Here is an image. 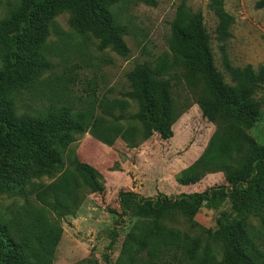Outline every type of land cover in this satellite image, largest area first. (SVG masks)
I'll return each mask as SVG.
<instances>
[{"label":"rangeland","instance_id":"374dc122","mask_svg":"<svg viewBox=\"0 0 264 264\" xmlns=\"http://www.w3.org/2000/svg\"><path fill=\"white\" fill-rule=\"evenodd\" d=\"M223 1L225 10L234 17L232 36L226 41L218 39V18L209 0H158L157 6L137 0L116 4L112 10L117 22L127 29V57L110 49L100 51L95 37L71 27L69 13L55 18L44 52L53 68L18 94V113L37 115L70 106L75 112L92 114L93 123L63 154V169L32 179L23 192L0 193V224L12 226L18 235H38L48 226L62 229L55 256L47 264H124L128 261V256L123 257L124 242L132 232L151 237L148 248L136 254L135 264H199L182 253L187 241L198 239L197 259L202 261L206 256L210 263L218 262L224 249L213 238L214 232L221 225L241 221L255 233L264 252V206L246 196H236L235 201L228 197L200 198L160 211L151 203L159 195L175 197L228 186L223 172L206 173L196 183L181 182L204 154L218 127L203 114L184 79H171L174 62L170 50L171 25L184 5L189 14L203 12L215 65L227 84H234L227 62L240 68L252 65L255 70L264 66L262 0ZM12 3L15 5L16 0H0V19L9 14ZM145 62L150 65L146 98L149 116L141 120L133 117L143 105L126 97L130 90L127 75ZM164 89L171 98L169 114L162 110ZM254 98L261 104V115L250 133L264 145V84ZM120 115L125 119L117 120ZM76 159L102 174L105 190L92 193L77 187L68 195L76 203L73 212L63 206L58 212L50 205L56 203L54 196L62 180L74 172ZM140 197L146 202L141 203ZM154 215L160 216V235L180 236L183 241L179 246L164 244V237L160 240L151 233ZM113 238L114 246L108 250Z\"/></svg>","mask_w":264,"mask_h":264},{"label":"trees","instance_id":"16d2710c","mask_svg":"<svg viewBox=\"0 0 264 264\" xmlns=\"http://www.w3.org/2000/svg\"><path fill=\"white\" fill-rule=\"evenodd\" d=\"M124 1L16 0L9 14L0 19V193L23 192L32 179L52 176L63 169V154L76 136L86 133L93 123L92 114L75 112L70 106L37 115L18 113V94L31 88L53 68L44 53L51 24L58 15L67 12L71 27L80 34L95 37L100 51L110 49L127 57V29L117 22L112 10ZM137 1L158 5V0ZM209 6L218 18V39L228 40L232 36L234 17L225 10L223 0H209ZM259 7L264 8V0L259 2ZM171 30L170 50L174 62L171 79H184L186 87L196 95L203 114L218 127L204 154L181 182L196 183L206 173L223 172L228 186L175 197L159 195L151 200L153 209L160 211L165 206L194 203L200 198L228 197L235 201L239 195L264 206V145L257 143L250 133L261 115V104L254 97L264 84V66L255 70L252 65L240 68L227 62L226 68L234 82L227 84L215 65L203 12L189 14L182 5ZM149 67L147 62L138 64L127 75L130 90L126 97L143 105L142 111L133 117L141 120L149 116L146 105ZM170 106V94L164 89L163 113L169 114ZM121 109L125 112V105ZM116 119L125 117L120 115ZM77 187L101 193L105 190L103 176L92 165L76 159L74 172L62 180L54 196L56 203L50 206L58 212L63 206L72 213L76 203L68 195ZM129 196L137 195L130 193ZM139 200L146 202L143 197ZM159 218V215L153 216L151 233L161 237L160 240L164 237V244L180 245L183 241L180 236L160 235ZM61 237L62 229L56 226L43 228L38 235H18L12 226L0 224V264H47L54 258ZM150 238L147 233H130L124 242L123 257L128 256L124 264H135L136 254L148 248ZM213 238L224 249L220 261L210 263L206 256L202 261L197 259L199 239L187 241L182 247L184 257L199 264H264V252L246 222L221 225ZM114 240L108 250L113 248Z\"/></svg>","mask_w":264,"mask_h":264}]
</instances>
